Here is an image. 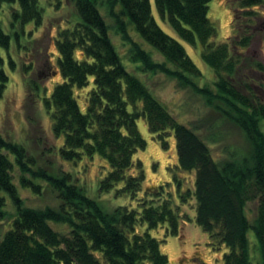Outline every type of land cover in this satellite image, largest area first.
<instances>
[{
  "label": "trees",
  "instance_id": "obj_1",
  "mask_svg": "<svg viewBox=\"0 0 264 264\" xmlns=\"http://www.w3.org/2000/svg\"><path fill=\"white\" fill-rule=\"evenodd\" d=\"M48 1L60 9L61 4H72L76 11L71 25L56 37L62 81L43 99L53 134L64 139L58 154L62 162L74 167L82 161H106L111 169L98 180L100 195L115 191L116 196L137 198L145 181L142 163L137 162L136 175L129 171L136 153L147 147L138 129V121L145 119L164 149H169L168 139L174 135L178 165L172 175L181 202L195 201L196 223L209 234L215 249L228 251L224 264H264V62L246 54L258 34L264 44V0L230 3L234 35L222 43L216 42L218 28L208 18L212 0H154L159 18L174 35L156 21L151 0H105L116 34L130 46V65L154 76L164 74L180 88L193 90L243 132L246 149L221 156L213 152V139L206 140L180 123L143 79L123 64L98 0ZM0 2L9 5L13 31L7 33L0 21L1 99L9 82L1 50L8 52L13 42L19 46L28 24L40 26L44 9L40 0ZM185 45L200 50V60L214 74L213 88L199 84L204 73ZM150 50L164 61L156 60ZM9 64L11 69L17 64L10 54ZM83 89L87 90L84 106L75 93ZM35 166L24 146L0 133V221L9 215L8 202L17 211L13 228L0 241V264H170L161 241L150 234L166 224L171 235H180L182 208H174L171 193L163 196L164 186L149 192L151 199L141 200V212L126 206L106 209L101 199L79 185L72 169L53 174ZM15 168L23 188L41 194V182L46 183L60 205L24 206L14 182ZM182 172H195L193 190L181 192ZM156 198L159 203L154 205ZM250 202L258 204L253 221L246 213ZM140 226L148 230L141 232ZM250 230L259 243L258 262L251 254Z\"/></svg>",
  "mask_w": 264,
  "mask_h": 264
},
{
  "label": "rangeland",
  "instance_id": "obj_2",
  "mask_svg": "<svg viewBox=\"0 0 264 264\" xmlns=\"http://www.w3.org/2000/svg\"><path fill=\"white\" fill-rule=\"evenodd\" d=\"M154 16L159 25L167 33L174 35L167 23H163L158 16L154 0H151ZM236 0H212L209 4L210 20L218 28L217 43L226 42L234 35L233 11L230 3ZM101 13L106 18V23L110 27V34L118 54H120L123 64L127 68L140 76L153 94L167 106L173 115L187 126L192 127L204 139H213L215 142L213 152L216 156L226 155L229 151L245 150L247 143L243 132L226 121L220 113L206 104L205 99L191 89H182L176 80L164 75H151L141 72L136 65H130L129 45L122 41L116 34V24L108 13L105 0H98ZM62 9L55 7L48 0H40V6L44 9V22L36 27L34 23L26 26V34L21 37L20 45L12 47L7 52L1 50L6 59L5 70L9 76V82L3 98L0 99V133L9 142H16L24 146L27 155L35 161V168H44L48 172L58 174L61 171L75 172L79 177V185H82L91 197L101 199L106 209L126 206L129 209L142 211L141 200L151 199L149 192L164 186V197L172 194L174 208L180 210V235L173 236L168 232V225H160L157 229L150 230V234L161 241V251L169 258L170 264H224V255L227 251L225 247L220 250L215 249L212 240L206 232L196 223L195 201L183 205L180 198V191L173 180V168L178 165V153L176 149L175 137L172 134L169 139V149H164L161 143L151 134L145 119L138 121V129L147 141V147L139 150L134 156V166L129 171L130 176L138 173L137 162L142 163L145 175L143 190L137 198L131 196H116L115 191L111 194L99 193L98 180L101 181L110 171L106 161L95 159L94 163L82 161L77 166H66L59 157V149L64 144L63 137L56 138L52 132L51 114L46 109L43 102L45 96H49L56 84L62 81L61 73L57 67L59 51L56 37L60 30L71 25L76 11L72 4H61ZM60 7V6H59ZM0 21L9 34L13 31L10 28L9 5L0 2ZM135 39L141 42L137 37ZM142 43V42H141ZM145 46V45H144ZM148 49L151 47L145 46ZM185 48L197 67L203 71L204 77L198 80L201 86L213 88L214 74L202 60H200V50H192L189 46ZM154 58L159 62L164 61L163 57L155 51L150 50ZM9 54L16 61V67L11 69L9 64ZM248 57L260 59L264 62V44L261 34L256 36V40L248 51ZM78 58L79 53L76 55ZM24 65H30V70H26ZM29 71V72H28ZM37 90H35V89ZM89 90V89H88ZM87 90H76L79 102L85 105V94ZM58 152V153H57ZM103 168H102V167ZM13 177L19 194L24 201V206L30 208H57L60 205L57 194L46 183L43 184L41 194H35L30 189L23 188L19 182L20 173L14 169ZM62 173V172H61ZM195 172H182V191L193 190L195 187ZM154 205L159 202L155 199ZM8 202L6 210L8 217L0 221V241L4 235L13 228V220L17 216L15 207ZM257 202H250L247 205V214L251 221L256 217ZM108 207V208H107ZM179 213V212H178ZM58 231L66 232L67 228L54 226ZM147 226H140L139 231H147ZM248 237L251 244L252 256L255 262L260 260L259 243L253 230H250ZM201 261V263H200Z\"/></svg>",
  "mask_w": 264,
  "mask_h": 264
}]
</instances>
